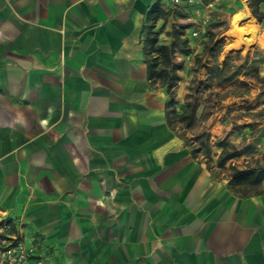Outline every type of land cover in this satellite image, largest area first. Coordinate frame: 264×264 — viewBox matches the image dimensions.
<instances>
[{
    "label": "crops",
    "instance_id": "0c3cea01",
    "mask_svg": "<svg viewBox=\"0 0 264 264\" xmlns=\"http://www.w3.org/2000/svg\"><path fill=\"white\" fill-rule=\"evenodd\" d=\"M171 3L0 0V221L47 264H264V178L230 191L147 80L145 16ZM205 3L178 8L195 22Z\"/></svg>",
    "mask_w": 264,
    "mask_h": 264
},
{
    "label": "rangeland",
    "instance_id": "374dc122",
    "mask_svg": "<svg viewBox=\"0 0 264 264\" xmlns=\"http://www.w3.org/2000/svg\"><path fill=\"white\" fill-rule=\"evenodd\" d=\"M165 12L164 19L153 23L152 33L160 45L173 49L172 62L179 80L192 76L189 87L193 90L188 87L183 101L178 103L174 95L177 114L185 111L186 98L198 103L196 124L185 132L186 140L192 141L190 147L186 144L190 155L191 148L199 150L196 158L191 157L204 161L206 152L200 142L207 141L212 174L229 179L227 187L237 195L257 193L260 185L251 184V179L232 180L229 166L243 170L254 166L256 160L264 166V12L258 0H247L243 12L250 17L249 22L235 27L231 25L235 12L227 14L213 9L207 24L201 19L188 22L173 3ZM149 26L151 22L144 27ZM192 26L199 31L196 41L190 44L186 29ZM252 29L256 32L251 33ZM145 36L146 30L143 40ZM252 40L254 44L248 46L246 41ZM204 133L207 138L201 136ZM222 137L238 148L241 157L220 169L216 143Z\"/></svg>",
    "mask_w": 264,
    "mask_h": 264
},
{
    "label": "trees",
    "instance_id": "16d2710c",
    "mask_svg": "<svg viewBox=\"0 0 264 264\" xmlns=\"http://www.w3.org/2000/svg\"><path fill=\"white\" fill-rule=\"evenodd\" d=\"M260 5V0H258ZM167 13L162 10L158 5H152L145 16V23L151 22L152 26L143 27V32L146 30V36L143 40V54L144 63L146 65L147 80L153 87L164 88L165 94L168 99L165 103V121L167 126L174 131V133L187 144V146L192 145V141L186 140L185 132L194 128L196 124V111L198 109V103L196 101L189 102L185 99V111L181 114H177L174 106V94L172 92L173 88L180 81L175 73L174 65L172 62L173 49L170 46L160 45L157 39L152 33L153 23L160 19H164ZM196 74V70H193ZM189 90H193L189 87ZM178 131L182 133L178 134ZM206 137L204 133L201 135ZM202 149L206 152V157L204 161L206 163L207 169H210L209 165V144L208 142H200ZM216 146L219 148L220 152L217 158V167L220 169L225 168L226 164L239 159L241 153L236 146L225 141L224 137L220 138ZM199 150L196 148H191V156L196 158L197 152ZM264 162V158H262ZM229 169L233 171L231 179L240 178L241 180L251 179L253 185H260L264 178V166H260L258 160H256L255 165L252 167H246L243 170H239L235 165L229 166Z\"/></svg>",
    "mask_w": 264,
    "mask_h": 264
},
{
    "label": "built area",
    "instance_id": "2783aa9c",
    "mask_svg": "<svg viewBox=\"0 0 264 264\" xmlns=\"http://www.w3.org/2000/svg\"><path fill=\"white\" fill-rule=\"evenodd\" d=\"M203 0H172L176 7H180L183 3L186 7L202 3ZM206 12L201 18L203 24H207L210 20V11L221 0H204ZM260 8L264 12V0H260ZM199 16V13H196ZM190 29V28H188ZM189 37L197 38L196 30L189 31ZM0 264H46L37 253L27 247L23 239L15 232L14 225L7 220L0 221Z\"/></svg>",
    "mask_w": 264,
    "mask_h": 264
},
{
    "label": "bare ground",
    "instance_id": "6f19581e",
    "mask_svg": "<svg viewBox=\"0 0 264 264\" xmlns=\"http://www.w3.org/2000/svg\"><path fill=\"white\" fill-rule=\"evenodd\" d=\"M250 17L244 13L243 11H237L234 13V15L231 18V25L233 27L237 26L238 24L242 23V22H249ZM251 27L255 28L253 25H251ZM256 30L252 29L251 33H255ZM246 44L248 46H251L254 44L253 40L252 41H246Z\"/></svg>",
    "mask_w": 264,
    "mask_h": 264
}]
</instances>
